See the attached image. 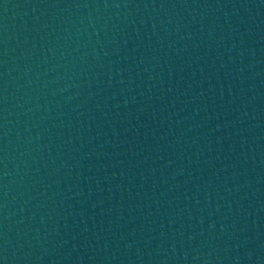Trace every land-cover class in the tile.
Instances as JSON below:
<instances>
[{
    "label": "water",
    "instance_id": "95a60500",
    "mask_svg": "<svg viewBox=\"0 0 264 264\" xmlns=\"http://www.w3.org/2000/svg\"><path fill=\"white\" fill-rule=\"evenodd\" d=\"M0 264H264V0H0Z\"/></svg>",
    "mask_w": 264,
    "mask_h": 264
}]
</instances>
